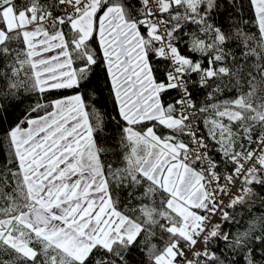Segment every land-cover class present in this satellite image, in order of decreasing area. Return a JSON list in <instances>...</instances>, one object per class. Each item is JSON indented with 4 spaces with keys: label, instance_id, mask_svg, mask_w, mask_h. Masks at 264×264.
<instances>
[{
    "label": "snow or ice",
    "instance_id": "snow-or-ice-1",
    "mask_svg": "<svg viewBox=\"0 0 264 264\" xmlns=\"http://www.w3.org/2000/svg\"><path fill=\"white\" fill-rule=\"evenodd\" d=\"M0 264H264V0H0Z\"/></svg>",
    "mask_w": 264,
    "mask_h": 264
}]
</instances>
